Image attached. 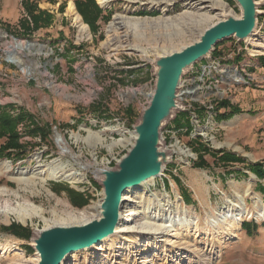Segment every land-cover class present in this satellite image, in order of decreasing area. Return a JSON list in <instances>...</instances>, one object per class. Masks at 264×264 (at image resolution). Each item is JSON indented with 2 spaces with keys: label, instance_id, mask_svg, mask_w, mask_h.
Returning <instances> with one entry per match:
<instances>
[{
  "label": "rangeland",
  "instance_id": "374dc122",
  "mask_svg": "<svg viewBox=\"0 0 264 264\" xmlns=\"http://www.w3.org/2000/svg\"><path fill=\"white\" fill-rule=\"evenodd\" d=\"M21 1L0 0V105L11 103L14 112L22 109L30 113L47 136L40 140L23 135L22 141L29 142L25 157L0 158L11 164L8 172L0 170V187H8L10 208L26 201L42 213L32 214L24 223L15 215L6 220L0 217V227L17 223L31 230L26 240L0 229V264H37L34 237L38 231L59 222L76 223L71 214L79 222L96 215L103 186L94 169L115 167L131 147L134 127L155 88L157 58L198 40L224 15L239 18L242 14L237 0H217L223 3L219 8L198 0H108L105 5L95 0L111 14L100 19L93 32L80 15V20L76 18L70 7L73 4L75 8L74 0H36L41 9L53 14L52 23L29 37H17L13 33H19ZM253 2L257 14L251 34L246 39L232 36L217 42L209 56L183 73L182 87L177 89L178 107L159 129V149L167 162L161 175L133 194L134 200L152 198L147 205L155 218H146L149 221L155 222L170 211L172 216L190 221L182 236L200 255H181L179 248L163 255V249L170 247L166 240L149 248L117 249V238L103 243L101 249L74 252L64 264H177L179 260V264H208L207 255L209 264H264V216L258 217L264 213V178L258 179L239 163L226 168L213 165L208 154L204 158L209 168L192 166L197 158L192 149L196 139L210 150L241 157L246 165L264 163V0ZM143 11L148 13L139 14ZM116 14L141 20L144 26L127 38L114 33L117 40L109 46V27ZM199 15L208 20L195 22ZM5 24L13 33L4 29ZM13 41L34 44L35 50L19 51L25 70L7 58ZM221 100L228 101L229 107L217 110ZM232 107L241 112L226 121L216 120L218 113ZM18 127L24 134L25 127ZM57 166L62 167L59 174L74 172L75 176L50 178L43 185L37 173ZM177 179L190 202L183 201ZM65 186L80 192L88 203L75 207L61 191ZM176 194L179 201L172 202ZM130 200L122 202L120 213ZM242 212L243 220L233 223L232 217ZM222 214L229 217L226 224L214 226ZM243 221H254L256 228L246 233L241 228Z\"/></svg>",
  "mask_w": 264,
  "mask_h": 264
},
{
  "label": "water",
  "instance_id": "95a60500",
  "mask_svg": "<svg viewBox=\"0 0 264 264\" xmlns=\"http://www.w3.org/2000/svg\"><path fill=\"white\" fill-rule=\"evenodd\" d=\"M242 7L239 18L229 14L207 27L198 41L157 58L156 83L147 107L134 127L131 147L115 167L94 169L103 186L100 216L80 225H54L38 231L34 247L37 264H61L66 255L86 250L114 233L120 219L122 194L149 178L161 175L167 158L159 149L163 121L178 107L177 89L183 73L195 62L209 56L214 45L228 37L246 39L255 27L257 10L253 0H237ZM98 170V172H97Z\"/></svg>",
  "mask_w": 264,
  "mask_h": 264
},
{
  "label": "bare ground",
  "instance_id": "6f19581e",
  "mask_svg": "<svg viewBox=\"0 0 264 264\" xmlns=\"http://www.w3.org/2000/svg\"><path fill=\"white\" fill-rule=\"evenodd\" d=\"M107 1L108 0H97V2L99 4H102V5H105ZM198 1L205 2V3L207 2L212 7L219 8V7L223 6V3L218 2L217 0H198ZM70 7L72 8L73 12L75 13L76 18L78 20H80V16L76 12L74 5L71 4ZM228 15L229 14L224 15L219 20H223V19L226 20V17ZM207 20H208V17H206L205 15H199L195 22L199 23V22H203V21H207ZM142 26H144V22L141 20H137V19L131 18V17H126V16L121 15V14H116L113 21L110 24V27H109V32H111V36H110V39L107 41L106 44L110 46L116 42L117 38L115 37L114 33H123L122 35L124 36V38H127V36L130 35V33H133L135 30L139 29ZM8 46L9 47H8L7 52H6L7 58L10 60V62L18 65V67H20L22 70H25V67H23V59L19 55V51L33 50L34 44L29 43V42H23V41H13V43L8 45ZM261 47H264V43L261 44ZM37 50L39 51L40 48H36V51ZM237 78L239 79V77H237ZM180 87H182V84ZM134 139H136L135 134H134L133 140ZM10 168H11V164L9 162L0 161V170L2 172H8L10 170ZM61 168H62L61 166H57V167H49V168H45V169L41 170L40 172L37 173V175H39L41 178V179H39V181L42 184L43 183L45 184L47 182V179H50V178H52V179H54V178L72 179L75 176L74 172L59 174ZM97 172H98V170H97ZM33 179H35V178H33ZM153 179L154 178H149L145 182L140 184L139 186L128 188L124 191V193L122 194V201L125 202V201H128L129 199H132V200H130L131 203L127 204L125 206V208L123 209V213H120L122 219H121V222L118 225H116V227L114 229V233L111 234L109 237L105 238L100 243V244H102L101 246L94 245L93 246L94 249H101L103 246V243H105L106 241H113V239H117V238H119V240H118L117 244L114 245V247L117 249H123V250H125V249L130 250L132 248H144V247L149 248L153 244L157 243L158 241L166 240V241L170 242V244H169L170 247L163 249V251H165L163 253V255H168V254L172 253L173 252L172 248H179L180 250H182L181 255L183 253H190L191 255L199 254L197 248H195V246L192 243H189L185 240L186 236L185 237L182 236L183 235L182 233L188 229V227L190 225V223H189L190 221H188L186 218H183L180 215H177V216L173 215L172 216L170 213L171 211L167 215H163V216L156 218L155 222L149 221L148 219L155 218V216L152 215L153 210L151 208H149L147 205L152 198L151 197L148 198V196L145 197L147 199V201H145L143 198H141L139 200L133 199V194L136 191H139L140 189H142V187L144 186L145 183L151 182ZM21 180L22 179H20L18 181H21ZM31 183H32V181H31ZM33 183H32V185H33ZM7 188L4 186L0 187V217L3 216L6 220V218H8L9 215H15L17 217L16 219H18L24 223L27 219H29L31 217L32 214L39 215L40 213H42L41 210H38V208L37 209L35 208L36 206L34 208H30L29 203L26 201H24V203H21V205L16 204V206L18 205V208H14V209L10 208L11 207L10 206L11 200L9 198L10 193H9V190H7ZM12 192H13V190H12ZM16 196H18V195H16ZM177 196L178 195L176 194L175 199H172V202L179 201V198ZM25 198H27V197H25ZM25 198L23 197V200ZM27 200H29V199H27ZM101 202H102V200H101ZM101 202H100V204H101ZM100 204L95 205L97 207L94 206L96 208L95 209L96 210L95 216L88 217V218L83 217V220H81L80 222L76 220L77 217L72 216L73 214L69 215L72 218V221H74L76 223L73 222L74 224H68V225H76V224L80 225V224L86 223L88 221H91L93 219H98L100 216V208H99ZM165 210H169V208L167 207V208H165ZM29 212H31V213H29ZM83 212H85V211H83ZM87 214H86V216H88ZM183 214H185V211L183 212ZM242 215H244L243 212L241 214L235 216V217H232L233 223H236V224L240 223L243 220ZM247 215H250V214H247ZM263 216H264V213L258 215V217H263ZM146 218H148V219H146ZM227 218H229L227 214H222L215 221L213 220L215 223L213 225L214 226L223 225V224L225 225ZM230 218H231V216H230ZM250 218H251V216H250ZM59 223L58 224L61 225V224L67 223V222H59ZM51 226H52V224H51ZM153 235H155V236H153ZM149 239H153L151 244L149 243ZM69 255L70 254L66 255L65 259L61 262V264H64L65 260L69 257ZM36 256H37L36 259L38 262L39 261L38 255H36ZM154 257H158V254H154ZM180 261L181 260H179V262L177 264L181 263ZM205 261H207L208 264L210 263V258L208 259V255L205 258Z\"/></svg>",
  "mask_w": 264,
  "mask_h": 264
},
{
  "label": "trees",
  "instance_id": "16d2710c",
  "mask_svg": "<svg viewBox=\"0 0 264 264\" xmlns=\"http://www.w3.org/2000/svg\"><path fill=\"white\" fill-rule=\"evenodd\" d=\"M75 8L78 14L81 16L84 23H86L91 31H97V22L100 19H104L105 16H109L111 11L103 10L95 0H74ZM21 6L23 8V16L18 20L17 27L19 33H13L10 30L9 25H4V29L15 34V36L29 37L33 32L37 31L43 26H48L52 23L53 14L47 10L41 9L39 3L36 0H22ZM63 7H60L62 10ZM147 11H143L139 14H146ZM155 12H153L154 14ZM105 14V15H104ZM92 109L96 108V105H91ZM229 107V103L226 100H221L216 104V109H225ZM15 106L11 103L0 105V158H8L13 160L23 159L25 157L26 148L29 142L22 141L23 135H30L33 137H39L40 140L46 138L47 133L41 131V127L33 120L30 113L18 109L14 112ZM241 112L238 107H232L230 111H224L216 115L217 121H226L232 118L235 113ZM183 114V113H180ZM177 117V116H176ZM175 117V118H176ZM178 123V120L175 119ZM186 125L189 124V120L186 119ZM22 124L25 127L24 134L20 133L19 125ZM192 149L197 154V158L193 161L192 166L195 168L207 169L210 167L207 160L204 158L205 154L210 155L213 160V165H219L224 168L231 166L230 164L239 163L247 170L253 173L258 179L264 178V163H256L254 165H246L243 159L231 152L222 150H210L204 143L196 139L192 143ZM226 172V171H225ZM230 173V172H229ZM178 185L181 187L180 192L184 202H190L188 195L183 191L180 182L177 179ZM53 191L60 192L57 188H53ZM61 191H65L70 202L78 208L85 206L87 198L72 187L65 186ZM241 228L246 233L250 234L251 229L256 228L254 221H243ZM1 231L14 235L20 239L28 240L31 236V230L27 226H23L17 223H10L9 225L1 226ZM28 250L30 246L26 247Z\"/></svg>",
  "mask_w": 264,
  "mask_h": 264
}]
</instances>
